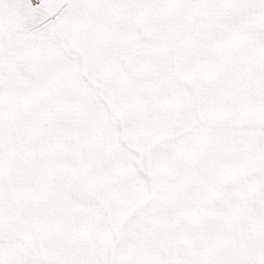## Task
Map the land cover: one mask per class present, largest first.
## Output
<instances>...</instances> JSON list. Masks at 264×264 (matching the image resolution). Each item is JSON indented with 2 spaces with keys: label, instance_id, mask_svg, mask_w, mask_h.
Here are the masks:
<instances>
[{
  "label": "snow or ice",
  "instance_id": "obj_1",
  "mask_svg": "<svg viewBox=\"0 0 264 264\" xmlns=\"http://www.w3.org/2000/svg\"><path fill=\"white\" fill-rule=\"evenodd\" d=\"M0 264H264V0H0Z\"/></svg>",
  "mask_w": 264,
  "mask_h": 264
}]
</instances>
